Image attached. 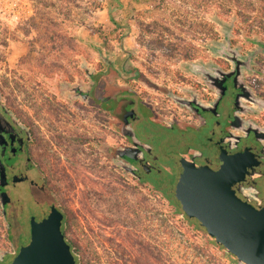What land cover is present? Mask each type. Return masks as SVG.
I'll return each instance as SVG.
<instances>
[{
	"label": "flooded vegetation",
	"instance_id": "obj_1",
	"mask_svg": "<svg viewBox=\"0 0 264 264\" xmlns=\"http://www.w3.org/2000/svg\"><path fill=\"white\" fill-rule=\"evenodd\" d=\"M239 31L233 29L231 44L221 49L223 56L215 55L214 48H220L224 36L210 39L192 53H181L179 70L166 71L168 81L158 82L142 71L137 47L128 53L119 45L123 57L102 47L109 56L107 63L95 49L97 63H88L92 75L81 69L76 78L61 77L38 108H24L1 86L0 264L13 263L21 248L31 243L34 222H43L53 208L62 214L61 230L75 258L82 259L71 238H85L93 222L108 235L101 238H117L113 233L118 223L130 221V204L118 202L119 180L169 197L181 208L178 189L184 162L200 173L224 169L223 161L242 170L243 178L231 190L243 201L263 208L264 43L249 39L264 42V36L241 40ZM256 50L258 55H254ZM65 80L81 84L83 91L70 93L72 97L68 91L61 94L59 85ZM123 111L130 113L134 135L124 136L120 131ZM249 125L257 134L249 131ZM56 146L67 160L86 161L95 168L99 187L94 202L87 196L93 192L83 188L80 207H73L72 187L60 184L53 163L52 147ZM118 147H130L134 157H116ZM248 159L256 165H246ZM103 183L106 190L110 187L111 202L103 201L107 193ZM1 193L6 195L5 205Z\"/></svg>",
	"mask_w": 264,
	"mask_h": 264
},
{
	"label": "rangeland",
	"instance_id": "obj_2",
	"mask_svg": "<svg viewBox=\"0 0 264 264\" xmlns=\"http://www.w3.org/2000/svg\"><path fill=\"white\" fill-rule=\"evenodd\" d=\"M213 3V0H31L30 17L17 22L0 20V87L24 108H38L51 94L54 82L64 76H79L85 60L97 63L98 54L87 42L123 57L119 45L126 34L122 46L129 51L138 48L137 61L142 71L158 82L168 81L166 71L179 70L181 53H192L210 39L224 36L222 26L213 20L218 15ZM44 11L54 24L53 42L44 39L34 27L40 21L38 14ZM218 16L226 23L235 19ZM235 27L240 30L241 40L256 35L249 32L246 23L236 22ZM52 150L60 184L72 187L73 207H80L79 192L83 188L93 192L87 196L94 202L99 187L95 168L86 161L67 160L58 146ZM101 187L107 192L103 201L111 202L110 187L106 190L104 183ZM117 193L120 204H130V221L118 223V231L113 233L117 238H101L108 235L99 232L94 222L84 233L85 238H71L81 254L82 264H236L234 255L212 239L196 219L183 214L178 202L121 180ZM108 234L112 233L108 230Z\"/></svg>",
	"mask_w": 264,
	"mask_h": 264
},
{
	"label": "water",
	"instance_id": "obj_3",
	"mask_svg": "<svg viewBox=\"0 0 264 264\" xmlns=\"http://www.w3.org/2000/svg\"><path fill=\"white\" fill-rule=\"evenodd\" d=\"M112 11L110 10V13ZM213 20L222 26L224 42L215 49V55H224L223 48H228L231 44L232 31L236 25L235 19L231 23H226L219 16ZM131 31L130 25H126ZM122 38V45L124 39ZM249 41L262 44L263 41L250 39ZM99 52V56L109 63V56L105 54L102 47L87 42ZM264 45V44H263ZM130 53V51H127ZM219 53V54H218ZM256 50L254 55H258ZM236 59V56H232ZM85 60L82 68L88 70L89 67ZM196 76L206 78L202 72L192 70ZM207 79V78H206ZM208 81V80H207ZM214 87L213 83H208ZM60 93L68 91L70 97L73 92L83 91L81 84L71 85L67 81L60 83ZM72 86V87H70ZM171 95V94H170ZM176 102L181 103L174 97ZM129 112L121 113L122 126L120 131L124 136L134 135L130 131ZM249 127V131L257 134V131ZM137 144V141H135ZM130 147H118L115 150L116 157H134L130 152ZM224 169H207L200 173L188 162H184L181 167L182 178L178 189V200L180 201L183 213L189 218L197 219L204 227L209 236L218 244L224 246L227 253L234 255L236 264H264V207L259 209L243 201L235 192L231 190L233 183L242 179V170H235L229 163L223 161ZM246 165L254 166L255 161L248 159ZM118 164L127 168V164L119 161ZM1 166V163H0ZM3 175L0 178V189L3 182ZM5 194L1 193V200L5 205ZM62 214L53 208L50 216L41 223L33 225V237L29 245L23 246L12 264H77L75 254L71 245L66 241L61 230Z\"/></svg>",
	"mask_w": 264,
	"mask_h": 264
},
{
	"label": "trees",
	"instance_id": "obj_4",
	"mask_svg": "<svg viewBox=\"0 0 264 264\" xmlns=\"http://www.w3.org/2000/svg\"><path fill=\"white\" fill-rule=\"evenodd\" d=\"M214 12L218 15L230 16L236 22L246 23L250 33L264 36V0H213ZM39 22L34 27L40 31L43 38L53 42L54 24L49 13L44 11L38 14ZM77 251V250H76ZM79 262L80 258H76Z\"/></svg>",
	"mask_w": 264,
	"mask_h": 264
},
{
	"label": "built area",
	"instance_id": "obj_5",
	"mask_svg": "<svg viewBox=\"0 0 264 264\" xmlns=\"http://www.w3.org/2000/svg\"><path fill=\"white\" fill-rule=\"evenodd\" d=\"M31 13V0H0V20L17 22Z\"/></svg>",
	"mask_w": 264,
	"mask_h": 264
}]
</instances>
